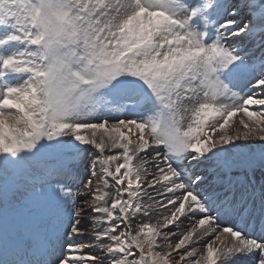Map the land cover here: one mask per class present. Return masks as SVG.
<instances>
[{"label":"snow or ice","instance_id":"snow-or-ice-1","mask_svg":"<svg viewBox=\"0 0 264 264\" xmlns=\"http://www.w3.org/2000/svg\"><path fill=\"white\" fill-rule=\"evenodd\" d=\"M252 140L264 0H0V264H264Z\"/></svg>","mask_w":264,"mask_h":264},{"label":"rangeland","instance_id":"rangeland-1","mask_svg":"<svg viewBox=\"0 0 264 264\" xmlns=\"http://www.w3.org/2000/svg\"><path fill=\"white\" fill-rule=\"evenodd\" d=\"M235 119H239V117L235 118ZM238 145H240V147H243L244 149L247 147V145H249L251 147V149L253 150L254 147L258 146L260 144V146L264 147V145H262V142L258 141V140H252V141H237L236 142ZM226 147H230V146H226ZM262 147L258 150H262ZM94 150L89 148L88 152L92 153ZM87 155V154H85ZM237 155V154H236ZM258 156V155H257ZM87 161H85L86 163ZM201 173L205 174L206 176H209L210 178V174L212 173V171L214 170V165H208V166H201L200 169ZM85 178H87L85 176ZM153 222H155V220H153ZM182 228L184 227L183 225L181 226ZM174 231H177L176 229H173ZM179 235V232H177V237ZM177 237H173V241L177 238ZM202 250V249H201Z\"/></svg>","mask_w":264,"mask_h":264}]
</instances>
